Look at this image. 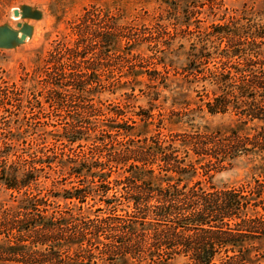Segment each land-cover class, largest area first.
<instances>
[{
	"label": "trees",
	"instance_id": "obj_1",
	"mask_svg": "<svg viewBox=\"0 0 264 264\" xmlns=\"http://www.w3.org/2000/svg\"><path fill=\"white\" fill-rule=\"evenodd\" d=\"M177 1L164 2L161 12L174 16L167 36L177 39V31L183 30L194 41L181 75H206L204 87L212 89V98L202 108L211 116L233 114L238 124L224 133L228 137L220 139L222 145L214 142L217 132L161 133L163 120L153 116L158 85L170 82L176 69L167 61L171 49L162 47L155 59H164L159 63L163 72L155 69L148 76L155 86L146 95L145 113L139 107L109 110L84 102L76 111L79 118L72 117L56 136V142L65 143L60 158L41 151L25 152L24 158L20 152L1 156L0 151V191L15 204L0 203V264H264V21L229 33L215 27V37L226 41L217 50L212 32L180 19ZM191 12L182 10L186 18ZM158 20L151 23H164ZM114 33V38H97L103 51L100 65L93 69L85 64V80L79 75L76 80V64L64 61L65 88L76 91L80 82L87 92L97 86V81L88 84L87 74L110 72L111 56L132 60L119 41H136ZM82 34L77 33L79 45ZM117 36H122L119 41ZM82 47L88 49L87 44ZM66 54L76 53L70 49ZM121 60L125 81L118 88L127 97L128 85L139 84L144 73ZM187 105L174 102L172 107ZM184 123L194 128L192 120ZM4 134L0 147L13 148L26 139L10 128ZM248 155L258 160L252 187L219 188L212 182ZM51 173L58 177L50 187L64 178L62 191L42 187Z\"/></svg>",
	"mask_w": 264,
	"mask_h": 264
},
{
	"label": "rangeland",
	"instance_id": "obj_2",
	"mask_svg": "<svg viewBox=\"0 0 264 264\" xmlns=\"http://www.w3.org/2000/svg\"><path fill=\"white\" fill-rule=\"evenodd\" d=\"M166 1L169 2V0H0V139L7 137L4 131L9 128L11 131H22V138H26L23 143L17 140L19 145L13 148L1 146V156L6 154L16 156L20 152L19 156L24 158L28 152L41 151L51 156L53 153L55 158H60L65 143L56 142V136L64 131V124L72 117L79 118L76 116L80 113L76 111L84 102L97 107L105 106L109 110H114L117 106L120 108L126 106L134 110L139 107L142 113H145L149 106V97L146 95L155 86L147 79L155 69L163 72L159 63L164 59L156 60L155 55H158V51L164 46L171 49L166 54L167 61L170 59L176 69L169 74L170 82L160 81L158 85L161 93L156 103L158 110L153 112V116L155 119L160 117L157 121L163 120L160 122L164 128L161 133L184 135L197 131L217 132L214 142L222 145L220 139L222 141L228 137L224 133L238 124L237 117L233 114L215 116L207 114L202 105L212 98V89L209 86L204 87L209 78L198 74L197 78L181 75L180 69L187 61L185 54L192 51L190 44L194 41L192 36L183 30L177 31V39L175 36H167V31L171 30L168 29L169 24L173 22L174 16L161 12ZM177 2L180 7L177 13L180 19L184 21L190 19L189 21L196 26L206 27L207 31L212 32L214 49L217 50H222L226 41H220L215 37V32L218 31L215 27L223 26L224 31L229 33L234 27L242 24L264 21V0ZM24 8H28L31 13L26 18L21 17V10ZM183 9L192 11L190 17H184ZM14 10H18L19 18L13 17ZM35 13L39 14L37 18ZM155 18L164 23L152 24ZM114 30H118L119 35L136 41L126 44L123 38L119 41V37L122 36H117L120 50L124 48L123 54L129 57L133 55L132 60L116 54L111 56L115 62L110 66V72L100 76L97 73L87 74L88 84L90 81H97V86L94 89H86L87 92L81 91L83 85L80 82L76 83V91L65 88L62 80L64 81V68H67V65L64 66V61L67 63L68 59L76 64L75 69L80 73H77L76 80L78 75L85 80L83 71L85 64L92 65L93 69L100 65L99 58L103 51L102 49L99 51V45H96L97 38L101 35L105 39H109V35L114 38ZM125 32L129 36H126ZM77 33H83L81 45L77 42ZM22 34L26 35V39L19 42ZM193 36L196 38L197 34ZM154 41L160 45L154 46ZM84 44L88 45V49L82 50ZM70 49L76 54H68V57L66 53ZM107 52L104 51V54ZM107 56L110 55L107 53L105 57ZM121 57L127 60L125 65L133 62L144 73L138 81L139 84L128 85L125 93L127 97H121L123 91L118 88L125 81V70L120 68H125L121 65ZM207 67L210 69L212 66ZM174 102L188 105L172 107ZM172 110L174 113L171 115ZM175 118L176 124H171ZM189 120H192L194 128L190 127V123H184ZM10 137L14 139L16 136ZM225 145L228 146L226 142L223 146ZM257 161L249 155L240 156L229 171L216 174L212 182L219 188L252 187L254 181L258 179L252 174V167ZM57 177L51 173L42 187H50ZM62 179H58V183L50 188L53 191H62L66 186ZM3 201L15 205L7 193L0 191V203ZM89 204L92 205L91 202ZM59 205L62 209L64 202L60 201Z\"/></svg>",
	"mask_w": 264,
	"mask_h": 264
},
{
	"label": "water",
	"instance_id": "obj_3",
	"mask_svg": "<svg viewBox=\"0 0 264 264\" xmlns=\"http://www.w3.org/2000/svg\"><path fill=\"white\" fill-rule=\"evenodd\" d=\"M31 13H30V10L28 9V8H24V9H22L21 10V17L22 18H26V17H28V15H30ZM34 15H36V18L39 16V14L38 13H35ZM13 17H15V18H19L20 16H19V12H18V10H14L13 11ZM26 39V35L25 34H22L21 36H20V38H19V42H22V41H24ZM1 47V46H0ZM6 47V46H5Z\"/></svg>",
	"mask_w": 264,
	"mask_h": 264
}]
</instances>
